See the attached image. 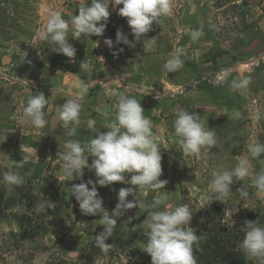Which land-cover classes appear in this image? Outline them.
Instances as JSON below:
<instances>
[{"label":"rangeland","instance_id":"374dc122","mask_svg":"<svg viewBox=\"0 0 264 264\" xmlns=\"http://www.w3.org/2000/svg\"><path fill=\"white\" fill-rule=\"evenodd\" d=\"M15 1L25 6L35 20L43 18L36 30L44 26L50 13H62L70 25L69 43L76 49L75 62L67 60L69 68L77 70L84 60L93 67V70H84L94 74L98 69L103 71V65L118 60V67L124 66L115 70L125 76V81L130 79V83L137 81L138 76L145 82L164 87L161 76L167 83L175 81L174 88H166L172 96L165 97L139 94L130 90V87L136 89L135 86L123 84L129 88L122 95L140 101L144 116L152 122L153 135L161 147L160 179L168 181L160 190L137 188L139 201L150 204L159 195L167 196L168 211L187 205L193 212L190 227L199 239L211 205L223 214L221 224L241 232L246 231L245 221L254 222L264 216V192L258 191L253 183L256 176L264 172V154L251 158L248 151L254 143L264 144V47L259 42L264 37L260 30L264 27V0H170V13L160 17L135 47L116 43L118 30L127 35L129 41L134 39L126 19L118 15L122 5L115 8L109 5L110 16L103 36L83 35L74 40L71 38L72 16L78 14L81 3L91 0ZM110 28L112 30H108ZM194 31L201 32L195 40ZM28 35L20 39L15 50L7 48L5 52L14 59L13 66L0 67V264H151L150 256L143 249L147 242L146 221L152 209L134 208L118 218L113 235L105 242L110 246L104 251L94 244V237L103 230L100 217L82 215L71 191L72 184L95 181L96 177L85 170L82 180L67 181L63 172L61 153L65 151V143L61 138L70 140L71 136L82 135L79 127L95 135L108 131L106 124L114 119L116 104L96 109L83 106L79 124L63 127L56 119L59 105L52 103L53 107L49 108L50 102H47L44 113L47 135L51 138L37 142L33 133L35 127L23 118V110L30 95L37 92L34 87L27 91L28 85L41 84L30 79L24 80L28 85L13 84L16 76L24 74L29 65L33 67L30 62L36 61L35 56H38L34 46L43 41L34 32ZM105 39L113 41L112 48L104 44ZM145 40L147 47L143 44ZM96 41H99L97 47ZM178 50L182 66L168 72L165 64ZM40 73L43 78L45 71H37ZM242 79H248V85L233 89V81L239 83ZM14 93L19 94L22 105L14 104ZM180 110L197 114L205 128H212L216 134L213 147L194 157L183 154L173 126ZM236 112L240 113L239 117L234 115ZM35 142L38 147L42 146L37 149ZM241 162H246L249 175L243 180L234 177L231 194L222 203L214 201L211 184L215 173L231 170ZM5 173H17L24 178V183L9 185L3 179ZM121 187L130 185L97 186L103 207L109 213L115 208ZM242 191L247 192L246 197H241ZM43 199L54 207L41 210ZM159 210L165 209L162 206ZM20 216L32 228L25 237L21 236L17 223ZM251 262L261 264L258 259Z\"/></svg>","mask_w":264,"mask_h":264},{"label":"clouds","instance_id":"9594fccd","mask_svg":"<svg viewBox=\"0 0 264 264\" xmlns=\"http://www.w3.org/2000/svg\"><path fill=\"white\" fill-rule=\"evenodd\" d=\"M109 5L113 8L122 5L118 15L126 19L134 39L129 41L127 35L118 30L116 43L128 47H135V43L152 30V25L171 11L170 0H91L90 3H81L78 14L72 16L71 38L79 40L83 35L103 36L110 16ZM69 30L70 25L61 13L52 12L46 25L39 31V39L50 42L53 45L52 52L62 54L69 62L74 63L76 49L69 43ZM199 35L201 32L194 31L193 40ZM146 41L143 42L144 47H147ZM103 42L107 47H113L111 39H105ZM95 44L97 47L99 41ZM179 55L178 50L165 64L168 72L176 71L182 66ZM80 68L93 70L92 65L84 60L80 62ZM248 83V79H242L239 83L233 81L232 87L243 89ZM87 91V87H83L77 95L82 98ZM46 104L45 95L37 92L27 101L23 118L30 120L36 128H44L47 124L44 113ZM80 111L81 105L77 100H67L61 105L59 112L62 126L78 125ZM144 112L140 101L121 95L115 105L114 119L106 124L108 131L99 132L86 147L79 141H66L65 151L61 153L65 179L82 180L85 170L92 172L96 177L95 181L89 179L87 182L72 184L71 191L82 215L100 217L103 230L94 237V244L98 248L108 250L110 245L105 242L113 235L118 218L127 211L134 208L152 209L146 221L147 242L143 249L150 256L151 264H196L193 246L199 241V236L190 227L193 217L190 208L187 205H180L168 211L167 196L158 195L150 204H145L137 198V188L160 190L168 183L167 180L160 179L161 147L153 135L152 122L144 116ZM104 115L107 117L108 113ZM234 115L239 117L240 113L236 112ZM173 126L178 144L185 156H197L202 150L210 149L216 143L215 132L212 128H205L204 122L197 114L180 110ZM248 151L251 158H258L264 154V144L254 143L249 146ZM248 175L246 162H241L231 170L217 171L211 184V191L215 194L214 201L222 203L226 200L231 194L230 186L234 182V177L243 180ZM3 179L9 185L18 186L24 183V178L17 173H5ZM116 183L127 184L130 187L119 189L115 208L109 213L103 207L97 186L109 187ZM253 183L258 191L264 192V172L258 174ZM130 196L131 200L128 199ZM246 196L247 192L242 191L241 197ZM162 206L165 210H159ZM39 207L45 211L54 207V204L43 199ZM245 227L244 238L240 244L241 250L248 259H258L264 264V227L259 226L257 221H245Z\"/></svg>","mask_w":264,"mask_h":264},{"label":"crops","instance_id":"0c3cea01","mask_svg":"<svg viewBox=\"0 0 264 264\" xmlns=\"http://www.w3.org/2000/svg\"><path fill=\"white\" fill-rule=\"evenodd\" d=\"M24 7L25 6L15 0H0V67L13 66L14 59H10V57H8V53H5L8 52L7 48H14L13 50H15V47L19 45L18 42H20V39L24 37L25 34H29L28 37H30L34 32L39 36V31L42 27H39L38 30L36 29L38 25L42 24L39 21H41L43 18L36 17L37 19L35 20V17L29 15ZM38 14L41 16L40 13ZM46 23L47 21L44 23V25H46ZM112 26L115 25L113 24ZM108 30H112V28ZM260 30L264 32V27ZM259 42H261L260 45L264 47V37L260 38ZM34 47L38 49V56H35L36 61L33 60L30 62V64L34 65L33 67L29 65L28 70L33 69L35 72L27 70L29 73L25 71L24 74H19L20 77L16 76V78L13 80V84H16L17 86H22L23 84L28 85V83L24 81L26 79H30L33 82H39L41 84L40 86L28 85L27 91L34 87L37 89V92L43 93L47 99V102H50L48 106L49 108H51V106L53 107L52 103L59 105L58 107L61 108V105H63L69 99L77 100L81 105V110H83V106L96 109L97 107L104 105L107 106L110 104H117L119 97L124 94V90H128L129 88L123 84L130 83V79L125 81V79H123L125 76L120 73L118 69H116L117 71L115 70V68H122L124 66L120 64L118 67V60H114L111 61L110 64L103 65V71L98 69V73H94V75L90 73L88 74L84 69L81 68H78L77 70L69 68L70 65L67 61L68 58L62 54L52 52L53 45L48 41H39ZM30 54H32V51ZM43 70L45 71V75L42 78L43 74L40 73L41 75H39L37 74V71ZM52 74H55L56 76ZM185 75H187L186 72ZM163 77L164 76H161V84L166 85L165 87L155 82H145L144 79L138 76L137 81L130 83L133 85V87L135 86L136 89H132V87H130V90H133L139 94L143 93L153 96L160 94L164 97L172 96L170 95V91H166V88H174L175 81L172 83H167ZM61 79L62 81H60ZM59 81L61 83L57 84ZM83 87H87L88 91L81 98L77 95V93H79ZM37 92H34L33 95H36ZM33 95H30V98ZM14 97L16 98V103L14 102V104L22 105V100L19 94L14 93ZM27 97L28 95L25 94L24 98ZM54 117L55 115L52 116V120ZM56 119H59L57 114ZM79 129L80 132H82V135H75V137L71 136L70 140L79 141L82 145L88 144L90 140L96 136L93 133L88 134L86 131H82L80 127ZM33 133L34 136H36L35 140H37V142L43 143L51 138L50 135H47L46 126L42 129L35 127V129H33ZM68 140L69 139L67 137L61 138L62 143H65ZM34 146L38 149L40 146H42V144L38 147L35 142Z\"/></svg>","mask_w":264,"mask_h":264},{"label":"trees","instance_id":"16d2710c","mask_svg":"<svg viewBox=\"0 0 264 264\" xmlns=\"http://www.w3.org/2000/svg\"><path fill=\"white\" fill-rule=\"evenodd\" d=\"M222 217L223 214L219 213L214 205H211L204 219L202 237L193 246L196 264H252L251 259L246 257L239 246L245 232L221 224ZM24 219L21 216L17 217L22 237L30 234L29 230L32 229L29 222ZM255 221L262 227L264 216L261 215ZM128 239H131L130 236Z\"/></svg>","mask_w":264,"mask_h":264}]
</instances>
